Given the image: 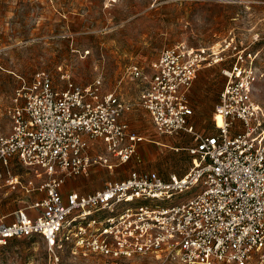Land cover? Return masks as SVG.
<instances>
[{
  "label": "built area",
  "instance_id": "built-area-1",
  "mask_svg": "<svg viewBox=\"0 0 264 264\" xmlns=\"http://www.w3.org/2000/svg\"><path fill=\"white\" fill-rule=\"evenodd\" d=\"M224 50L178 42L146 69L130 65L126 76L142 84L136 103L103 91L100 78L59 88L39 70L22 80L6 108L8 131L0 130V181L28 199L12 220L0 217V244L39 235L55 260L64 245L113 258L147 256L154 264H248L264 257V70L255 52ZM229 57L220 69L214 131L199 133L186 93L201 68ZM134 104L158 133L192 136L189 166L166 178L132 169L100 189L64 192L67 180L98 166L113 171L133 156L143 140L125 119ZM14 164L31 176L15 173ZM193 187L191 196L172 203Z\"/></svg>",
  "mask_w": 264,
  "mask_h": 264
},
{
  "label": "rangeland",
  "instance_id": "rangeland-1",
  "mask_svg": "<svg viewBox=\"0 0 264 264\" xmlns=\"http://www.w3.org/2000/svg\"><path fill=\"white\" fill-rule=\"evenodd\" d=\"M178 42L209 52L225 48L227 55L233 46L249 49L264 70V0H0V130L8 131L5 112L14 89L39 70L59 88L67 80L84 85L100 78L103 91L114 90L121 99L136 103L142 84L126 76L127 68L137 64L146 69L163 48ZM230 59L200 69L206 72L207 102L191 104L199 133L214 131L212 111L218 101L214 92L220 91L224 82L220 69ZM125 119L143 136L133 156L113 171L98 166L65 190L100 189L132 169L154 170L166 178L189 166L187 148L194 143L190 134L158 133L146 110L136 104ZM214 120L217 125V114ZM13 171L31 176L18 164ZM196 190L175 196L172 203ZM27 199L26 193L0 181V217L8 214L6 220H11L10 213ZM55 254L58 260L39 235L0 244V264L155 263L147 256L113 258L70 245ZM248 264H264V257L255 255Z\"/></svg>",
  "mask_w": 264,
  "mask_h": 264
},
{
  "label": "crops",
  "instance_id": "crops-1",
  "mask_svg": "<svg viewBox=\"0 0 264 264\" xmlns=\"http://www.w3.org/2000/svg\"><path fill=\"white\" fill-rule=\"evenodd\" d=\"M205 77H206V72L204 70L201 71V72L199 71L197 76H196V78L194 79L192 85L190 86L189 90L187 91L186 98H187L188 104L190 106H191V104H193L196 107V106H199V104L202 103V102H205V101L207 102L208 90L206 88ZM221 88H222V86H221ZM221 88H220V90H221ZM214 93L218 94V96H219L220 91L216 90ZM213 112H214V110L212 111V117H213ZM191 121H192V117H191ZM96 168H98V167H93L92 169H90L89 172L94 171V169H96ZM81 176H83V175H81ZM81 176H78V177L71 178V179L67 180L66 183L63 185L62 190L64 192L70 191V190H75V191H78V192H82V191H79V190L74 189V188L69 189V190H65V187L68 184L72 183L74 180L79 179ZM88 192H90V191H88ZM10 214L12 215V212ZM7 216H9V215L7 214V215H3L1 217H4V220H6ZM11 220H12V218H11ZM6 221H10V220H6Z\"/></svg>",
  "mask_w": 264,
  "mask_h": 264
},
{
  "label": "bare ground",
  "instance_id": "bare-ground-1",
  "mask_svg": "<svg viewBox=\"0 0 264 264\" xmlns=\"http://www.w3.org/2000/svg\"><path fill=\"white\" fill-rule=\"evenodd\" d=\"M217 116H218V118H219V121H218L217 125H220V124H221V121H222V118H221V116H219L218 114H217Z\"/></svg>",
  "mask_w": 264,
  "mask_h": 264
}]
</instances>
